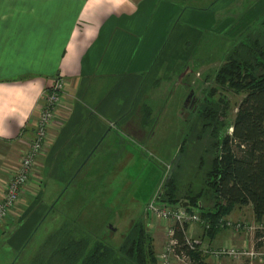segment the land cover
Here are the masks:
<instances>
[{
	"label": "crops",
	"instance_id": "1",
	"mask_svg": "<svg viewBox=\"0 0 264 264\" xmlns=\"http://www.w3.org/2000/svg\"><path fill=\"white\" fill-rule=\"evenodd\" d=\"M211 1L198 7L178 0H0V199L33 137L42 93L58 76L67 82L35 174L14 212L0 223V241L12 243L8 231L17 230L28 197L44 204L66 200L74 182L89 175V196L97 198L105 172L128 169L119 166L122 158L151 147L162 124L149 103L164 65L168 68L162 55L168 45L169 56L178 44L200 45L223 13L219 6L235 2ZM225 24H218L224 34ZM246 210L258 222L252 204L235 206L225 217L247 221ZM192 234L208 235L214 246L246 243L243 232L234 237L230 229L210 233L196 225ZM205 259L242 264L248 258Z\"/></svg>",
	"mask_w": 264,
	"mask_h": 264
},
{
	"label": "rangeland",
	"instance_id": "2",
	"mask_svg": "<svg viewBox=\"0 0 264 264\" xmlns=\"http://www.w3.org/2000/svg\"><path fill=\"white\" fill-rule=\"evenodd\" d=\"M178 1L184 6L197 3L198 7L212 3L211 0L204 3L202 0ZM256 1L235 0L229 8L219 6L223 13L217 15L216 27L205 31L206 36L200 45L178 44L170 56L172 49L169 50L168 45L167 54L164 52L160 61L167 57L165 63L168 68L165 64L155 82L158 87L153 89L149 100L162 123L157 129L158 134L151 138V147L134 157L122 158L124 163L121 160L119 166L128 169L118 172L115 167V172H105L102 193L97 198L89 196L92 188L89 175L87 181L74 182L66 200L61 198L54 203L44 204L40 200L34 202L36 197H28L25 216L15 221L17 230L8 231L7 236L11 235L12 243L6 245L5 238L0 241V264H68L67 253L71 243L77 242L82 246L85 240L91 248L97 241L108 239L112 245L119 246L129 227L139 221L147 223L156 253L155 264H159L158 254L169 238L162 228L149 225L152 219L145 209L146 204L159 194L164 199L184 201L201 194L200 201L206 209L214 206L207 174L222 139L232 131L237 106L244 97V93L219 82L217 77L239 39L232 35L250 21L248 26L264 17V0L254 6ZM223 22L229 23L222 26L226 34L219 31L218 24ZM170 46L172 48L174 45ZM191 91L195 92L196 97L194 95L186 102ZM207 105L217 108V122L225 123L219 129V136H214L211 126H204L209 121L205 119L203 110ZM178 158L171 176L172 185L168 186L169 174ZM75 177L76 172L69 181ZM244 213L251 225L258 224L250 217L251 212L246 210ZM223 217L225 215L213 223L216 231H232L228 225H224ZM205 220L211 225L210 220ZM110 225L116 228L115 232ZM256 231L257 227L246 235L248 244L255 243ZM23 232L25 235L20 237ZM205 238L209 240L208 235ZM75 248H78L77 245ZM196 263L194 254L183 261L172 259V264Z\"/></svg>",
	"mask_w": 264,
	"mask_h": 264
},
{
	"label": "trees",
	"instance_id": "3",
	"mask_svg": "<svg viewBox=\"0 0 264 264\" xmlns=\"http://www.w3.org/2000/svg\"><path fill=\"white\" fill-rule=\"evenodd\" d=\"M237 36V44L219 70L217 79L244 93V97L237 106L232 131L222 139L207 174V184L213 191L215 204L206 209L200 201L201 194L188 201L194 206L202 205L203 217L212 225L208 230L210 233L216 232L213 223L230 214L235 206L252 204L256 220L264 221V17ZM203 110L205 119H209L204 126H211L214 136H219V129L225 123L217 122L218 109L207 105ZM171 179H168V186L172 185ZM165 200L170 203L181 201L166 197ZM176 237L177 254L196 255V264H214L200 252L191 250L179 226ZM82 243V246L77 242L71 243L67 253L68 264L156 263L152 237L148 234L147 223L141 221L129 227L119 246L112 245L108 239L97 241L91 248L87 241ZM256 245L260 247L263 242ZM242 264H250V261L246 259Z\"/></svg>",
	"mask_w": 264,
	"mask_h": 264
},
{
	"label": "built area",
	"instance_id": "4",
	"mask_svg": "<svg viewBox=\"0 0 264 264\" xmlns=\"http://www.w3.org/2000/svg\"><path fill=\"white\" fill-rule=\"evenodd\" d=\"M66 88V80L58 76L52 81L51 86L41 95L39 103L40 116L35 126L33 137L21 158L17 170L1 189L0 223L9 218L14 212L16 205L24 195L30 180L35 174L38 159L42 155L49 140L52 121L64 103ZM145 209L152 219L149 225L153 228H162L169 238L158 254L159 264H172V259L183 261L186 257L190 256L177 254L176 252L178 246V239L176 237L178 226L184 231L187 244L191 250L200 252L203 256L210 255L217 259L222 257H246L249 259L250 264H254L255 260L264 263V226L262 222L256 223L257 225H251L250 221L223 217L224 219L222 221L224 225H228L232 231L234 230V237L244 231V234L248 236L250 234L248 232H253L257 227L255 234L256 241L254 244H248V241L245 239L246 243L242 246L232 241L214 246L205 237H195L191 234L192 228L195 225H202L205 230L210 228L209 223L203 217L204 211L201 204L194 206L184 200L170 203L163 198L162 194H159L148 201ZM257 242H263V245L257 247Z\"/></svg>",
	"mask_w": 264,
	"mask_h": 264
},
{
	"label": "water",
	"instance_id": "5",
	"mask_svg": "<svg viewBox=\"0 0 264 264\" xmlns=\"http://www.w3.org/2000/svg\"><path fill=\"white\" fill-rule=\"evenodd\" d=\"M193 94H194V91H191V93H190L189 96L187 97V101H186V102H189V100L193 97ZM176 164H177V163H176ZM176 164L173 166V169H172V171H171L170 174H169V179L171 178V176H172V174H173V170H174ZM110 228L113 229L114 232L116 231V228L113 227V225H110Z\"/></svg>",
	"mask_w": 264,
	"mask_h": 264
},
{
	"label": "flooded vegetation",
	"instance_id": "6",
	"mask_svg": "<svg viewBox=\"0 0 264 264\" xmlns=\"http://www.w3.org/2000/svg\"><path fill=\"white\" fill-rule=\"evenodd\" d=\"M194 103V102H193Z\"/></svg>",
	"mask_w": 264,
	"mask_h": 264
}]
</instances>
